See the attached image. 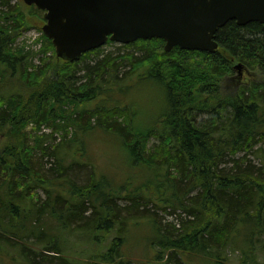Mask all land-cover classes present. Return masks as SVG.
<instances>
[{"label":"trees","instance_id":"1","mask_svg":"<svg viewBox=\"0 0 264 264\" xmlns=\"http://www.w3.org/2000/svg\"><path fill=\"white\" fill-rule=\"evenodd\" d=\"M20 4L0 0V250L29 264H77L79 253L151 264L124 252L143 219L159 264H264V25L228 21L214 52L167 51L154 37L38 64L17 38L44 21ZM45 47L54 49L46 37ZM142 81L159 89V105L129 98ZM97 131L120 140L139 182L93 162ZM75 231L85 251L67 241Z\"/></svg>","mask_w":264,"mask_h":264},{"label":"water","instance_id":"2","mask_svg":"<svg viewBox=\"0 0 264 264\" xmlns=\"http://www.w3.org/2000/svg\"><path fill=\"white\" fill-rule=\"evenodd\" d=\"M46 10L43 30L57 55L78 60L110 38L129 43L160 37L165 49L214 52L216 33L234 19L264 24V0H25ZM240 67V65H237Z\"/></svg>","mask_w":264,"mask_h":264},{"label":"rangeland","instance_id":"3","mask_svg":"<svg viewBox=\"0 0 264 264\" xmlns=\"http://www.w3.org/2000/svg\"><path fill=\"white\" fill-rule=\"evenodd\" d=\"M17 3V0L13 1V3ZM22 5V8L24 10V13L30 17H35L36 19L42 18L43 13L42 12H37L34 9L28 8L24 4ZM35 28L31 29L27 33L25 32L19 39L18 41L21 43V45H25L29 49H33L38 52L37 48H35V44L38 43L39 41L42 40L41 36ZM27 39H32L31 43H27ZM118 45L116 44H110L107 45L105 48L109 49L110 51H114L117 48ZM51 49H47L45 47L44 43V51L39 52L41 58L43 55L44 61L39 58L37 59L38 64H42L46 61H49L51 58L48 56V52H50ZM241 72H245L244 70H239ZM238 70L236 71L239 72ZM244 75V74H243ZM160 91L158 88H156L152 84H145L144 81H142L139 85L134 86L133 88L130 89L129 91V98L131 100H134L138 105L141 107L143 110L144 108L150 107L151 105L157 106L159 105L160 102ZM35 128V126H30L28 130H32ZM53 129L47 128V127H42L39 130L34 129V131L37 132L38 135H41L43 132L45 133H51ZM104 131H97L92 137H91V142H90V151L91 155L93 156V162H96L98 164V167L102 170H107L112 172V176L115 179H127L130 177L135 176L134 180L136 182H139L138 178L136 177V173L134 175L133 171L128 169V166H125L122 162L123 160L126 161V152L122 151L118 145L120 144V140L114 137L108 138L107 136L105 137ZM55 135V134H54ZM154 138L151 139V145L156 144V141L153 140ZM6 142L5 137L0 134V149L4 146ZM124 143L122 142V147ZM249 159L253 161V164L259 165V159H255V156L250 154ZM40 195L44 198L45 194L42 190H39ZM162 212V213H161ZM158 218L162 221L165 222L173 220V218L169 215H167L166 211L162 210H156ZM136 224H134L130 228V235H129V242L127 246L125 247V255L127 258L133 260L134 262H146L150 261L151 264H159L160 261H155L153 259L156 250L152 247H150L148 238L147 236L150 234L151 229L150 226L148 225L146 220L139 219L135 221ZM77 235H74L71 239L68 237L69 232L66 233V239L68 242H73L75 243V246L77 247L76 250H84V248H89L88 243H84L82 235H78V231H75ZM72 243V244H73ZM74 245V244H73ZM73 249H75L73 247ZM79 253V251H78ZM75 254V251L73 252ZM78 255V256H77ZM76 256H72L74 258V261L77 264H90L86 261L83 262V260L80 259L81 253L77 254ZM234 258V261H237L238 253L234 252L231 254ZM71 257V258H72ZM0 264H29L26 260L22 259L20 256L15 257L12 253H7L5 249L0 250ZM233 264V262H232Z\"/></svg>","mask_w":264,"mask_h":264},{"label":"bare ground","instance_id":"4","mask_svg":"<svg viewBox=\"0 0 264 264\" xmlns=\"http://www.w3.org/2000/svg\"><path fill=\"white\" fill-rule=\"evenodd\" d=\"M162 213V212H161Z\"/></svg>","mask_w":264,"mask_h":264}]
</instances>
